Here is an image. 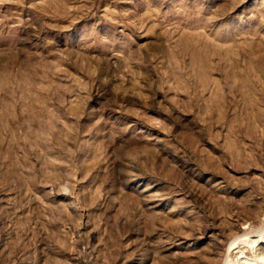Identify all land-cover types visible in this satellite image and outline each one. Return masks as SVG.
Instances as JSON below:
<instances>
[{
  "label": "rangeland",
  "instance_id": "rangeland-1",
  "mask_svg": "<svg viewBox=\"0 0 264 264\" xmlns=\"http://www.w3.org/2000/svg\"><path fill=\"white\" fill-rule=\"evenodd\" d=\"M263 227L264 0H0V264H237Z\"/></svg>",
  "mask_w": 264,
  "mask_h": 264
},
{
  "label": "bare ground",
  "instance_id": "bare-ground-1",
  "mask_svg": "<svg viewBox=\"0 0 264 264\" xmlns=\"http://www.w3.org/2000/svg\"><path fill=\"white\" fill-rule=\"evenodd\" d=\"M251 233L250 231L243 232V234L236 236L229 246L230 252L236 249L238 250V258L243 261L239 262L240 260L237 259V264H264V250L260 254L255 253L259 245L264 241V227L254 233L251 231ZM245 245H248V247L252 249V254H247L245 252ZM254 249L256 250L254 251ZM229 256L230 255H228V257ZM225 264H236V262L229 258Z\"/></svg>",
  "mask_w": 264,
  "mask_h": 264
}]
</instances>
